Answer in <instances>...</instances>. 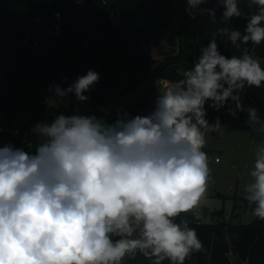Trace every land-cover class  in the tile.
Segmentation results:
<instances>
[{
    "label": "clouds",
    "instance_id": "1",
    "mask_svg": "<svg viewBox=\"0 0 264 264\" xmlns=\"http://www.w3.org/2000/svg\"><path fill=\"white\" fill-rule=\"evenodd\" d=\"M184 2L190 19L206 15L223 26L181 78L156 83L149 110H58L70 107L69 96L89 101L100 80L90 69L66 87L49 86L52 118L34 124L21 146H0V264H127L138 256L149 264H185L203 251L181 214L208 191L211 161L204 149L223 126L209 109L237 118L246 90L264 88L261 58L223 54L217 36L237 51L249 42L261 45L264 0H246L251 12L241 10L244 0ZM241 18L243 32L230 27ZM247 116L261 141L243 198L264 220V119L255 107Z\"/></svg>",
    "mask_w": 264,
    "mask_h": 264
},
{
    "label": "trees",
    "instance_id": "2",
    "mask_svg": "<svg viewBox=\"0 0 264 264\" xmlns=\"http://www.w3.org/2000/svg\"><path fill=\"white\" fill-rule=\"evenodd\" d=\"M104 2L91 0L96 9ZM145 2L118 0L105 24L86 30L77 10L78 0H0V140L21 146L34 124L52 118L53 110L47 102L51 95L49 86L66 87L90 69L100 74L99 83L87 94L91 112L136 90L143 81L147 83L146 89L123 108L132 114L149 110L155 99L156 82L181 78L215 28L223 26L219 20L211 24L206 15L190 19L184 0H153L150 11ZM240 7L243 12L255 10L254 6L248 7L246 0ZM221 11L217 12L218 18ZM245 23L243 18L234 19L230 27L243 32ZM225 40L217 36L223 54L246 52L261 58L264 67V42L259 46L249 42L237 51L230 42L222 43ZM161 45L178 51L156 64L152 51ZM125 67L129 69V80L123 83ZM120 85V93L113 95ZM69 98L70 107L61 106L58 110L71 114L74 104L72 96ZM241 99L245 111L251 105L264 118V88L247 89ZM217 115L221 121L230 116L224 109L219 113L209 109L210 119ZM24 117V125L16 126L15 122ZM16 129L20 134L14 136ZM240 201L241 205L235 207L252 212L254 205L250 206L245 199ZM181 216L187 217L203 243V251L195 254L196 264H232L230 253L240 262L264 264V220L254 217L250 224H235L225 219L223 210L216 212L211 223L195 221L190 212Z\"/></svg>",
    "mask_w": 264,
    "mask_h": 264
},
{
    "label": "rangeland",
    "instance_id": "3",
    "mask_svg": "<svg viewBox=\"0 0 264 264\" xmlns=\"http://www.w3.org/2000/svg\"><path fill=\"white\" fill-rule=\"evenodd\" d=\"M177 51L178 48L161 45L160 47L153 48L152 55L157 64L175 55ZM127 72H129V69L125 67L123 83L129 80ZM138 74L143 75V72L139 71ZM162 81L165 80H158L156 83ZM122 85L112 94H119ZM146 86V81H143L136 90L127 92L121 96L119 95L120 97L114 99L105 108L123 107L133 102L146 89ZM72 99L74 109L78 108L81 112H91L90 99L83 104H79L74 97ZM47 102L49 107H52V101L48 99ZM248 107L252 106L248 105ZM247 108L245 114L242 116H237V118L228 116L223 119L222 128L208 136V143L204 151L208 153L210 161L215 162V159L218 158L219 162L214 167L210 166L208 191L205 199L201 201L198 207L190 211V213H195V216L200 221L207 223L213 222L216 212L220 210L224 211L226 220L235 224H250L254 220V216L250 210L235 207L236 204L241 205L240 200L244 199V186L253 182L250 176V170L254 167L255 151L260 146L261 141V134L249 129L247 123ZM7 142L6 140H0V146ZM203 208L209 209L207 217L203 216ZM136 260L137 262L135 264H145L148 262L142 256H138ZM163 264H169V262L166 260Z\"/></svg>",
    "mask_w": 264,
    "mask_h": 264
},
{
    "label": "water",
    "instance_id": "4",
    "mask_svg": "<svg viewBox=\"0 0 264 264\" xmlns=\"http://www.w3.org/2000/svg\"><path fill=\"white\" fill-rule=\"evenodd\" d=\"M118 0H106V2L99 5V8L96 9L92 6L91 0H78L77 10L79 11L80 16L83 18L84 26L86 30L94 29L98 26L105 24L112 10L114 9ZM153 0H147L145 2V7L150 11L151 3ZM27 117L20 118L15 122L16 126L24 125ZM203 216L207 217L209 209L203 208ZM196 252L194 254H197Z\"/></svg>",
    "mask_w": 264,
    "mask_h": 264
},
{
    "label": "crops",
    "instance_id": "5",
    "mask_svg": "<svg viewBox=\"0 0 264 264\" xmlns=\"http://www.w3.org/2000/svg\"><path fill=\"white\" fill-rule=\"evenodd\" d=\"M216 165L215 162L211 161V167H214ZM209 213V212H208ZM229 259L231 261L232 264H247V262H240L233 254H229ZM194 261H196V257L195 254H193L189 259H186L185 264H196ZM135 263L137 262V260L134 261ZM146 264H149V262H147Z\"/></svg>",
    "mask_w": 264,
    "mask_h": 264
},
{
    "label": "built area",
    "instance_id": "6",
    "mask_svg": "<svg viewBox=\"0 0 264 264\" xmlns=\"http://www.w3.org/2000/svg\"><path fill=\"white\" fill-rule=\"evenodd\" d=\"M17 130H18V129H16L15 131H17ZM15 131H14V132H15ZM18 132H19V130H18ZM19 134H20V132H19ZM19 134H18V135H19ZM14 136H17V135H14ZM217 162H219V159H218V158L215 159V163H217ZM192 216H193V219H194L195 221H200L199 218H198L197 216H195V213H192Z\"/></svg>",
    "mask_w": 264,
    "mask_h": 264
}]
</instances>
